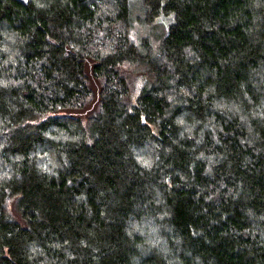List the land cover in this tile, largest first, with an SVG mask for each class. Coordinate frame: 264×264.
Returning a JSON list of instances; mask_svg holds the SVG:
<instances>
[{
    "label": "trees",
    "instance_id": "16d2710c",
    "mask_svg": "<svg viewBox=\"0 0 264 264\" xmlns=\"http://www.w3.org/2000/svg\"><path fill=\"white\" fill-rule=\"evenodd\" d=\"M132 1L0 0V264H264V0Z\"/></svg>",
    "mask_w": 264,
    "mask_h": 264
},
{
    "label": "rangeland",
    "instance_id": "374dc122",
    "mask_svg": "<svg viewBox=\"0 0 264 264\" xmlns=\"http://www.w3.org/2000/svg\"><path fill=\"white\" fill-rule=\"evenodd\" d=\"M130 13V39L133 40L139 48L142 47V43L145 45L144 48L140 49L142 53L152 50L158 51V35L163 31L161 23H167L169 18H164L161 20V23H157V21L152 19L146 20L141 4L137 0L132 1L130 5ZM124 67L128 75L130 93L134 97L139 93L140 89L144 87V84L147 85L150 80L145 71V66L138 64H125Z\"/></svg>",
    "mask_w": 264,
    "mask_h": 264
},
{
    "label": "water",
    "instance_id": "95a60500",
    "mask_svg": "<svg viewBox=\"0 0 264 264\" xmlns=\"http://www.w3.org/2000/svg\"><path fill=\"white\" fill-rule=\"evenodd\" d=\"M23 5H27V0H15Z\"/></svg>",
    "mask_w": 264,
    "mask_h": 264
}]
</instances>
